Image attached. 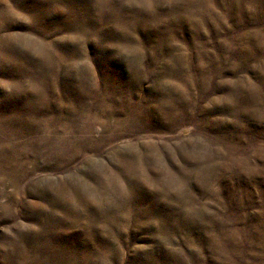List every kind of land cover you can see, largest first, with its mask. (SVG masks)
<instances>
[{
  "label": "rangeland",
  "instance_id": "rangeland-1",
  "mask_svg": "<svg viewBox=\"0 0 264 264\" xmlns=\"http://www.w3.org/2000/svg\"><path fill=\"white\" fill-rule=\"evenodd\" d=\"M0 264H264V0H0Z\"/></svg>",
  "mask_w": 264,
  "mask_h": 264
}]
</instances>
